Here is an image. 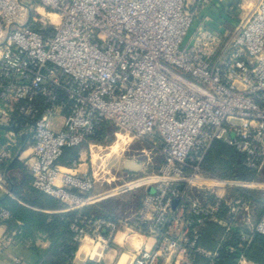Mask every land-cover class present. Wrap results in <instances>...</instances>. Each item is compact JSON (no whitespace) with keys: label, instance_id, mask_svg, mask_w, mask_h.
Returning a JSON list of instances; mask_svg holds the SVG:
<instances>
[{"label":"built area","instance_id":"built-area-1","mask_svg":"<svg viewBox=\"0 0 264 264\" xmlns=\"http://www.w3.org/2000/svg\"><path fill=\"white\" fill-rule=\"evenodd\" d=\"M197 13L187 0H0V118L28 124L32 184L77 211L71 229L78 247L115 240L126 229L147 240L131 264H204L200 256L217 264L221 243L215 250L201 244L210 222L225 227L223 240L238 232L243 248L254 232L264 235V208L254 224L238 228L243 201L228 193L264 183L222 177L204 165L220 140L256 176L264 171V0L231 30L196 25ZM105 123L117 137L147 145L146 164L151 153L159 159L122 188L151 186L124 219L84 214L107 194H94L98 180L77 168L76 158L59 162ZM12 146L0 147V188L1 165L21 153ZM126 160L140 164L138 171L125 167L132 174L145 167ZM194 188L215 199L192 198ZM0 216L11 212L1 207ZM239 262H247L243 253Z\"/></svg>","mask_w":264,"mask_h":264},{"label":"crops","instance_id":"crops-1","mask_svg":"<svg viewBox=\"0 0 264 264\" xmlns=\"http://www.w3.org/2000/svg\"><path fill=\"white\" fill-rule=\"evenodd\" d=\"M187 1L189 4H198V13L195 21L196 25L207 24L212 27L227 30L235 27L243 18L250 15L259 0ZM12 131L15 132L14 136L11 135ZM10 142L13 144L12 148L21 153L15 155L12 159L1 165L2 173L6 179V187L0 188V196L9 194L11 197H14V191L7 178L8 164L11 160L17 159L25 166V170L19 167L10 170L13 176L16 177L17 182H20L23 179L25 173H29V175L32 176L27 159L33 156L34 138L30 133L28 124L16 120L8 121L5 118H0V147ZM70 160H72V158L68 159L66 162H69ZM255 179L264 183V171L262 174L258 175L257 178H254V180ZM150 190L151 188H147L141 197L137 210L141 206L144 195ZM248 192L249 190H242L240 188L228 192L229 197L241 199L243 201L239 205L240 214H238L237 219L234 220V222L236 221L235 225H237L238 228H241V226H245L246 228L248 225L254 224L255 222L253 219L256 217L258 220L264 208V190L261 191L259 196L261 201L259 206L254 200H252ZM99 193H102L101 190L94 191V194ZM219 194H221V190L218 191V195ZM191 196L192 198L200 199L204 202L215 199L214 195L209 194L206 190L201 188H194L191 191ZM105 199L106 197L93 203L91 206L93 210L96 209L100 211V214H104L105 210H107V205L104 203ZM245 206L249 207L248 211H245ZM59 212L63 211L60 210ZM224 213L225 210L221 211L220 216L222 217ZM208 225V228H204L202 231L201 244L208 250H215L223 241L224 235L227 234L226 229L216 221H212ZM210 230H213L211 236L217 240L213 244L207 242L209 239L208 232ZM232 233L235 232H229V235ZM146 241L147 240L142 236H128L127 232L121 231L115 237L114 244L116 246L107 251L100 250L99 246L98 248H95L94 246L91 247L88 242H85L76 250L71 264H131L133 250L146 243ZM50 244V239L43 232H35L34 235L29 236L26 233L24 234L19 228L11 227L7 219H2V221H0V264H20L17 262L18 259L29 263L39 262L41 261L39 251L48 249ZM118 248H121L122 250L118 251ZM199 262L207 264L208 260L200 256ZM247 263L248 262H246V264ZM238 264H240L239 259Z\"/></svg>","mask_w":264,"mask_h":264},{"label":"trees","instance_id":"trees-1","mask_svg":"<svg viewBox=\"0 0 264 264\" xmlns=\"http://www.w3.org/2000/svg\"><path fill=\"white\" fill-rule=\"evenodd\" d=\"M19 122L23 123L22 121ZM106 124L91 139L103 140L106 135ZM68 150L65 149L60 158V162L66 165L69 163L66 162L68 159L78 156L76 152ZM204 165L212 172L226 178L242 180L257 178L255 173L243 164L241 154L220 140L212 145ZM16 167L25 170V166L17 159L11 160L8 164L7 178L15 196L11 197L9 194L0 196V208L5 207L11 212V217L7 221L11 227L19 228L24 234L31 236L35 232H43L50 239V247L39 251L42 264H71L79 246L78 242L74 240V233L71 229L77 211L64 210V204L60 200L36 189L32 184L33 178L29 173H25L23 179L17 182L16 177L10 172L11 169ZM260 194L257 191L251 193L252 200L258 206L261 204ZM92 205L88 206L83 213L91 215ZM60 210L63 212H59ZM0 221H2L1 216ZM208 226L205 228H208ZM212 231L208 232L209 239L207 242L210 244L217 241L211 236ZM240 245L238 232L227 236L221 242L218 264H238V259L242 253L251 263L264 264V235L254 232L251 242L246 247L243 248Z\"/></svg>","mask_w":264,"mask_h":264},{"label":"rangeland","instance_id":"rangeland-1","mask_svg":"<svg viewBox=\"0 0 264 264\" xmlns=\"http://www.w3.org/2000/svg\"><path fill=\"white\" fill-rule=\"evenodd\" d=\"M232 28H230V30ZM190 35L191 34H188L185 37V42L189 40ZM106 125V135L103 140L96 141L90 139L89 142L81 143L78 146L66 149L78 154L76 157L77 168L80 170L86 169L95 174L98 181L96 182L94 191L101 190L102 193L107 194L104 200V203L107 205V210H105L104 214H100V211L95 209L92 211L91 215H107L110 218L124 219L131 217L137 211L141 197L147 188L150 189L151 186L144 183L131 188H122L135 179L145 177L147 173L155 167V163H157L159 159L151 153L150 155L153 157L152 161L146 164L147 155L143 153L142 149L146 147L148 149L147 145L137 140H132L130 137L124 136L121 133H119L117 137L115 132L119 130L111 123H107ZM90 143H92V146ZM129 157L143 163L146 168L144 167L137 174L128 172L124 166V159ZM262 190H264V188H253L249 190L248 194L251 197L253 191L261 193ZM253 220L256 222L257 218L255 217ZM124 231L129 232L126 229H124ZM128 236H130L129 233ZM87 242L91 247L95 246V242H90L89 240L86 241V243ZM98 246L100 250L107 251L116 245L114 244V240H111L109 242L101 241V245ZM125 246L128 247L127 245ZM121 250V248H118V251ZM247 262V264H253L250 261Z\"/></svg>","mask_w":264,"mask_h":264},{"label":"water","instance_id":"water-1","mask_svg":"<svg viewBox=\"0 0 264 264\" xmlns=\"http://www.w3.org/2000/svg\"><path fill=\"white\" fill-rule=\"evenodd\" d=\"M125 167L133 171H138L140 169V164L133 160H126ZM177 204H178V200H174L173 205L176 206Z\"/></svg>","mask_w":264,"mask_h":264},{"label":"bare ground","instance_id":"bare-ground-1","mask_svg":"<svg viewBox=\"0 0 264 264\" xmlns=\"http://www.w3.org/2000/svg\"><path fill=\"white\" fill-rule=\"evenodd\" d=\"M119 139H120V137H119ZM120 232H121V231H120ZM82 244H83V243H82ZM82 244H81V245H82ZM81 245H80V246H81ZM98 245H100V242H95V246H94V247L96 248V247H98Z\"/></svg>","mask_w":264,"mask_h":264}]
</instances>
